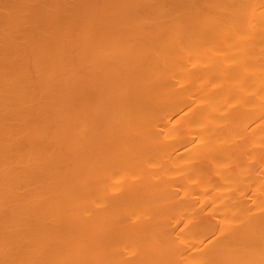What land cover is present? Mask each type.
Wrapping results in <instances>:
<instances>
[{
  "label": "bare ground",
  "instance_id": "1",
  "mask_svg": "<svg viewBox=\"0 0 264 264\" xmlns=\"http://www.w3.org/2000/svg\"><path fill=\"white\" fill-rule=\"evenodd\" d=\"M0 264H264V0H0Z\"/></svg>",
  "mask_w": 264,
  "mask_h": 264
}]
</instances>
